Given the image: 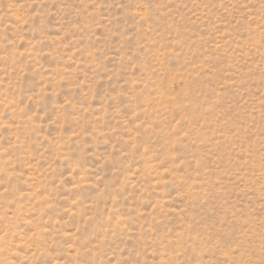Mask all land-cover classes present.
Here are the masks:
<instances>
[{
    "label": "rangeland",
    "instance_id": "obj_1",
    "mask_svg": "<svg viewBox=\"0 0 264 264\" xmlns=\"http://www.w3.org/2000/svg\"><path fill=\"white\" fill-rule=\"evenodd\" d=\"M0 264H264V0H0Z\"/></svg>",
    "mask_w": 264,
    "mask_h": 264
}]
</instances>
